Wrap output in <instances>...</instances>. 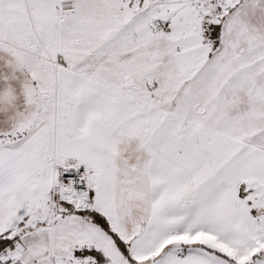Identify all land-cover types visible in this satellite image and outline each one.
Returning <instances> with one entry per match:
<instances>
[{
  "label": "snow or ice",
  "instance_id": "snow-or-ice-1",
  "mask_svg": "<svg viewBox=\"0 0 264 264\" xmlns=\"http://www.w3.org/2000/svg\"><path fill=\"white\" fill-rule=\"evenodd\" d=\"M0 264H264V0H0Z\"/></svg>",
  "mask_w": 264,
  "mask_h": 264
}]
</instances>
